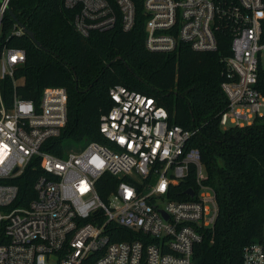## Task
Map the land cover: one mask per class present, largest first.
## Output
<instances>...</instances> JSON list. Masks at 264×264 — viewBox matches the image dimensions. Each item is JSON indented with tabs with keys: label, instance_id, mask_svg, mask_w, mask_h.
Instances as JSON below:
<instances>
[{
	"label": "built area",
	"instance_id": "built-area-1",
	"mask_svg": "<svg viewBox=\"0 0 264 264\" xmlns=\"http://www.w3.org/2000/svg\"><path fill=\"white\" fill-rule=\"evenodd\" d=\"M7 2L0 4V29ZM64 6L83 37L117 23L123 31L134 26L133 0H64ZM143 13L149 51L172 52L181 43L215 51L226 33L230 55L220 86L227 105L219 126L242 127L264 116L257 87L264 0H143ZM10 34L25 33L14 21ZM25 56L23 48L0 47V264H195L194 246L213 231L218 214L200 152L189 145L197 129L171 123L155 97L115 84L107 91L110 107L99 116L104 143L90 141L63 156L44 151L43 143L66 124L67 92L46 86L37 104L18 95L24 79L15 73ZM5 77L12 82L9 99L1 92ZM33 159L34 197L13 205L14 179ZM105 174L116 181L105 186L103 200L98 182ZM189 177L185 198L173 197ZM242 264H264V226L262 237L243 247Z\"/></svg>",
	"mask_w": 264,
	"mask_h": 264
},
{
	"label": "trees",
	"instance_id": "trees-1",
	"mask_svg": "<svg viewBox=\"0 0 264 264\" xmlns=\"http://www.w3.org/2000/svg\"><path fill=\"white\" fill-rule=\"evenodd\" d=\"M134 26L120 25L83 37L74 31V12L64 0H8V9L33 32L40 47L26 35H11L14 20L8 9L2 16L0 47H20L25 61L15 76L24 83L17 94L38 103L46 86H61L67 92V121L57 137L41 149L57 156L78 144L105 142L99 132V116L110 107L108 89L122 84L156 98L166 108L169 121L197 129L189 145L201 155L207 178L215 191L218 214L213 231H206L194 246L195 264H242L243 247L262 237L264 226V116L246 126L221 129L219 113L227 99L221 89L225 79L224 58L230 55V38L219 34L215 51L197 52L179 44L172 52L149 51L144 44L143 0H133ZM1 4V2H0ZM258 89L264 94V67ZM4 99L13 93L10 78L1 81ZM33 159L14 179L19 191L13 205H27L34 197L33 183L39 169ZM111 179V180H110ZM116 180L105 174L98 193L105 199ZM192 178L179 185L173 197L182 195Z\"/></svg>",
	"mask_w": 264,
	"mask_h": 264
},
{
	"label": "water",
	"instance_id": "water-1",
	"mask_svg": "<svg viewBox=\"0 0 264 264\" xmlns=\"http://www.w3.org/2000/svg\"><path fill=\"white\" fill-rule=\"evenodd\" d=\"M3 0H0L2 2ZM9 15L12 17V19L23 29L24 33L35 43L36 46L40 47L41 44L35 39L33 32H31L29 29H27L25 26H23L15 17V15L8 9ZM187 193H189L190 196L193 195L192 189H187Z\"/></svg>",
	"mask_w": 264,
	"mask_h": 264
},
{
	"label": "rangeland",
	"instance_id": "rangeland-1",
	"mask_svg": "<svg viewBox=\"0 0 264 264\" xmlns=\"http://www.w3.org/2000/svg\"><path fill=\"white\" fill-rule=\"evenodd\" d=\"M80 147H82V144H78L77 146H73V147H71L70 149H68V150H66L67 152L68 151H76V150H78Z\"/></svg>",
	"mask_w": 264,
	"mask_h": 264
}]
</instances>
